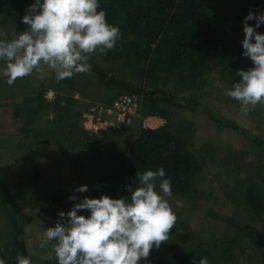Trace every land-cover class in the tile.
Listing matches in <instances>:
<instances>
[{
	"label": "rangeland",
	"instance_id": "rangeland-1",
	"mask_svg": "<svg viewBox=\"0 0 264 264\" xmlns=\"http://www.w3.org/2000/svg\"><path fill=\"white\" fill-rule=\"evenodd\" d=\"M32 3L34 0L12 1L0 22L1 33L7 40L27 29L21 18ZM210 8L217 13V25H234L243 29L242 21L250 9L257 13L264 11V0H211ZM249 23L254 25L255 21ZM257 31L264 34V25ZM91 59L110 78L142 91L161 89L165 92L154 96L157 101L153 105V112L160 114L149 113L145 118H161L164 123L157 128L170 127L174 133L186 134L188 146L203 158L202 166L207 173L209 189L199 190L194 200L182 207L175 206L174 198L170 200L179 218L171 234L191 228L213 235L218 242L214 255L220 258L217 264H264V220L257 219L244 205L239 185L229 184L224 178L225 171L238 169L239 173L235 175L237 179L248 176L264 185V125L257 124V112L251 110L244 116L240 113V103L228 96L225 102H218L211 91L189 93L178 86L174 79L167 86L159 88L154 83L137 78L136 67L121 69L115 61H102L96 55ZM239 65V70H247L250 68L249 59L241 55ZM208 66L211 64L208 63ZM51 73L54 79L50 81ZM31 75L41 81L38 85H46L45 88L49 89L60 88L62 95L66 93L64 88L58 87L61 83L55 80L54 71L47 66H42L41 70ZM71 81L72 93L80 91L91 101L100 99L109 102L123 93L120 89L99 85L92 71L77 74ZM18 92L13 86L0 95V176L11 192L18 215L32 218L23 225L27 256L32 258V264H43L56 257L51 245L41 249L39 244L44 231L55 225L58 213L62 211L51 208L49 200L58 198L62 206L72 203L69 200L73 193L72 183L75 186H88L87 193H76L81 199L85 195L97 198L94 185L84 178L86 173H90L89 158L95 154L101 165L104 163L103 157L111 154L115 148L129 146L143 127V120L137 118L123 129L110 133L88 132L79 121L77 124L81 131L70 135L61 125L62 121L57 119L56 132L62 142L44 143L43 139L33 136L26 125L16 121ZM45 96L53 100L51 91ZM137 96L141 106L145 107L143 95ZM75 98L79 99L78 95ZM80 109L83 110V107ZM164 115H169V122ZM49 117L53 119L54 115L49 114ZM47 125L43 114L37 112L33 131L37 133ZM15 153L24 154L16 160V168L22 169L20 175L15 172ZM72 167L85 168L80 170V176L75 177L74 173L72 176ZM12 241L10 221L0 205V252L9 251ZM141 264L144 262L141 261ZM148 264L160 263L150 254Z\"/></svg>",
	"mask_w": 264,
	"mask_h": 264
},
{
	"label": "trees",
	"instance_id": "trees-1",
	"mask_svg": "<svg viewBox=\"0 0 264 264\" xmlns=\"http://www.w3.org/2000/svg\"><path fill=\"white\" fill-rule=\"evenodd\" d=\"M12 1L0 0V22ZM99 4L98 11L106 12L107 22L118 26L122 37L106 55L97 54L98 59L115 61L121 69L136 67L137 78L154 83L159 88L174 79L189 93L211 91L218 102L226 101L227 91L240 79L236 72L243 53L241 41L244 32L234 25H217L218 17L216 11L210 8L211 0H99ZM0 39L7 40L1 29ZM89 62L99 85L120 89L123 91L121 95H143L142 103L146 108H140L141 120L149 113L160 114L153 112V105L157 101L154 97L157 93L165 94L161 89L142 91L110 78L92 59ZM3 66L4 62L0 61V68ZM249 67H252L250 60ZM58 83H61L58 87L65 89L64 95L60 88L49 89L40 85L35 95L25 97L16 105L15 116L44 143L62 142L56 132L57 119L62 121L61 125L70 135L81 131L77 123L81 122L87 109L85 101H91L80 91L72 93L71 78L58 80ZM48 91L52 92L53 100L46 99ZM76 95L79 99L75 98ZM252 110L257 112V124L264 125V105L258 104ZM37 112L43 114L48 125L36 133L32 125ZM48 113L54 115L53 119ZM165 119L169 122L167 116ZM103 159L104 163L100 165L95 154L89 158L90 173L84 175L85 180L94 185L97 198L102 194L113 199L130 197L131 192L140 186L136 173L160 167L165 169L166 177L171 178L173 198L181 200L183 205L191 203L199 190L209 189L207 173L202 166L203 158L188 146L184 133H174L169 127L153 130L141 127L129 146L115 148ZM82 168L85 167H72L75 176H80ZM237 173L238 169L225 171V181L239 185L244 205L257 219L264 220V185L248 176L237 179ZM49 202L51 208L65 213L73 206V202L62 206L58 198ZM0 205L7 213L13 235L12 248L5 253L0 252V258L5 259L6 264H16L18 254L27 256L23 225L32 218L18 215L11 192L1 176ZM88 214L86 211L78 213ZM217 246L213 235L185 228L171 234L167 243L151 251V256L160 264H199L202 258H207L208 264H217L220 260L214 257ZM43 264H58V260L54 258Z\"/></svg>",
	"mask_w": 264,
	"mask_h": 264
},
{
	"label": "clouds",
	"instance_id": "clouds-1",
	"mask_svg": "<svg viewBox=\"0 0 264 264\" xmlns=\"http://www.w3.org/2000/svg\"><path fill=\"white\" fill-rule=\"evenodd\" d=\"M99 8V0H34L21 18L27 29L11 40L0 39V61L5 65L0 78L11 86L42 66L53 70L57 80L90 73V59L106 55L122 37ZM242 23V55L252 67L237 70L239 82L227 96L238 101L240 113L247 116L258 104L264 105V34L257 31L264 25V11L250 9ZM136 177L140 186L126 198L102 194L81 199L76 193H87L88 186L76 187L69 196L72 208L58 213L39 247L51 245L58 264H148L151 251L169 241L179 218L170 203L171 178L163 167ZM175 206L183 202L176 200ZM84 211L89 214L78 215ZM0 264H6L5 259L0 258ZM16 264H32V258L18 254ZM199 264H208L207 258Z\"/></svg>",
	"mask_w": 264,
	"mask_h": 264
},
{
	"label": "built area",
	"instance_id": "built-area-1",
	"mask_svg": "<svg viewBox=\"0 0 264 264\" xmlns=\"http://www.w3.org/2000/svg\"><path fill=\"white\" fill-rule=\"evenodd\" d=\"M85 102L88 106L82 114L81 124L88 132H116L133 120L140 118L141 102L139 97L134 94H123L110 102H104L100 99L96 101L86 100ZM142 120L143 128L152 130L164 123L158 117H147Z\"/></svg>",
	"mask_w": 264,
	"mask_h": 264
},
{
	"label": "crops",
	"instance_id": "crops-1",
	"mask_svg": "<svg viewBox=\"0 0 264 264\" xmlns=\"http://www.w3.org/2000/svg\"><path fill=\"white\" fill-rule=\"evenodd\" d=\"M48 69H50V68H48ZM54 75H55V73H54ZM49 79L50 80H53L52 79V77H54L53 76V74L51 73V74H49ZM49 79H48V81H49ZM55 80H57L56 78H55ZM39 82H41V81H39V79H37L36 78V76L35 75H30V76H28V77H26V78H23V79H18L13 85H11V86H9V85H6L5 86V81H4V79H1V82H0V95H3L4 93H5V89H7V88H9V87H13V86H15V89H17L19 92V96H18V98H17V100H16V102H15V111H16V105L17 104H19V103H21L22 101H24L25 100V97H30V96H33V95H35L36 94V92H37V90H38V88L40 87V85L41 84H39L38 85V83ZM43 86H46V85H43ZM27 95V96H26ZM46 97V96H45ZM50 97L48 96V97H46V99L47 100H49L50 101V99H49ZM11 107H13L12 105H11ZM11 110H14V109H12V108H10ZM168 117V119L170 118L169 117V115L167 116ZM15 119H17L16 121H19V123H20V119L19 118H17V117H15ZM170 121V120H169ZM188 125V124H187ZM186 125V126H187ZM185 125H184V127L185 128H187ZM169 130H170V127H169ZM185 138H186V134H185ZM24 156V154L22 155L21 153H15V172H18L17 174L18 175H20L21 174V172H22V169L20 168V167H18L17 166V168H16V160L17 159H21L22 157ZM23 160V159H22ZM30 163V162H29ZM29 166H31V165H29ZM71 171H72V169H71ZM72 176H74V174H73V171H72ZM75 177H77V176H75ZM70 186V185H69ZM72 186H73V188H72V192L74 191V189L76 188V187H78L79 185H76L75 186V184H73L72 183ZM69 190V189H68ZM69 193H70V191H69ZM15 202H16V200H15ZM16 205V204H15Z\"/></svg>",
	"mask_w": 264,
	"mask_h": 264
}]
</instances>
